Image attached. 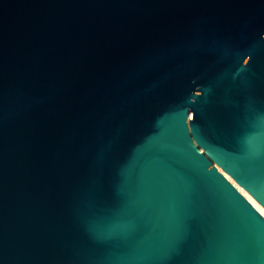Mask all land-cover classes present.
Listing matches in <instances>:
<instances>
[{"label":"water","instance_id":"95a60500","mask_svg":"<svg viewBox=\"0 0 264 264\" xmlns=\"http://www.w3.org/2000/svg\"><path fill=\"white\" fill-rule=\"evenodd\" d=\"M0 264H264V0H0Z\"/></svg>","mask_w":264,"mask_h":264}]
</instances>
